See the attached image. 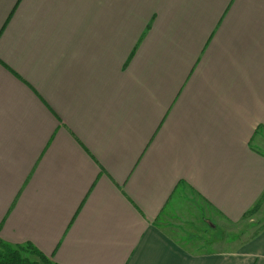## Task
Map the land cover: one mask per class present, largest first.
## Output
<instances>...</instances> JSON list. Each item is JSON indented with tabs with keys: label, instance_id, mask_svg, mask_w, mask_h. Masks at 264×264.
Returning a JSON list of instances; mask_svg holds the SVG:
<instances>
[{
	"label": "crops",
	"instance_id": "crops-1",
	"mask_svg": "<svg viewBox=\"0 0 264 264\" xmlns=\"http://www.w3.org/2000/svg\"><path fill=\"white\" fill-rule=\"evenodd\" d=\"M263 196L264 0H0L3 239L60 264H264V225L212 251L170 230Z\"/></svg>",
	"mask_w": 264,
	"mask_h": 264
},
{
	"label": "rangeland",
	"instance_id": "rangeland-1",
	"mask_svg": "<svg viewBox=\"0 0 264 264\" xmlns=\"http://www.w3.org/2000/svg\"><path fill=\"white\" fill-rule=\"evenodd\" d=\"M175 214H177L176 211H174ZM246 214L239 222H229L220 217L214 219L191 212L190 215L185 216L189 221L173 219L171 222L173 227L171 226L170 230L177 240L193 249L212 251L229 248V245L232 246L233 243L231 240L239 243L264 225V196Z\"/></svg>",
	"mask_w": 264,
	"mask_h": 264
},
{
	"label": "trees",
	"instance_id": "trees-1",
	"mask_svg": "<svg viewBox=\"0 0 264 264\" xmlns=\"http://www.w3.org/2000/svg\"><path fill=\"white\" fill-rule=\"evenodd\" d=\"M0 264H60L32 242L12 243L0 236Z\"/></svg>",
	"mask_w": 264,
	"mask_h": 264
}]
</instances>
